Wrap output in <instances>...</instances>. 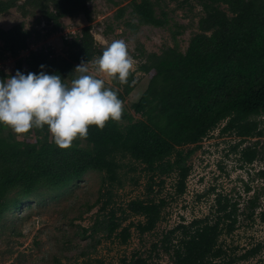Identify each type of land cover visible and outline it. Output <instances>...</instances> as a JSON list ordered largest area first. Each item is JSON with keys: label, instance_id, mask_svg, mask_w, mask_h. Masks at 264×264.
I'll list each match as a JSON object with an SVG mask.
<instances>
[{"label": "trees", "instance_id": "trees-1", "mask_svg": "<svg viewBox=\"0 0 264 264\" xmlns=\"http://www.w3.org/2000/svg\"><path fill=\"white\" fill-rule=\"evenodd\" d=\"M163 1L131 0L129 15L139 25L166 28L169 20L162 8ZM191 2L204 12L198 24L200 33L190 39L185 53L179 51L178 34L172 32L173 47L160 54H146L140 66L150 76L148 85L129 109L123 105L118 121L110 119L103 129L90 125L88 135L78 136L67 148L57 146L45 126L27 132L33 131L32 140H17L15 132L0 124V220L9 210L18 209L21 199L38 190H62L90 171L99 172L104 174L105 191H100L97 201L103 197L106 200L98 211H107L102 220H95L93 231L101 228L105 237L113 236L125 244L131 229L139 234L149 233L161 219L165 201L149 198L155 181L162 185L164 177L175 174L176 192L184 193L190 172L188 159L220 123L225 122L220 129L222 134L239 138L254 134L256 123L249 119L264 116V0H182L179 7ZM87 4L88 0H24L22 4L18 0H0V16L11 9L24 12L28 5L40 6L49 33H56L64 17L81 16L92 22ZM223 5L225 10L221 8ZM124 11V7L119 8L116 18H121ZM0 43L2 52L16 58L27 49V33L22 32L20 24L0 29ZM101 54L88 24L68 44L65 57H54L46 48H40L30 52L25 60H17L15 69L22 71L26 66V73L39 72L43 64L45 71L59 73L68 84L82 60L88 64ZM111 80L121 100L122 93H130L136 84L131 73L125 83ZM130 110L140 118L134 119ZM7 128L8 134L1 136ZM188 145L193 147L184 150ZM245 156L251 161L253 152H245ZM125 158L143 165L148 196L115 207L110 205L108 188L122 184L120 170ZM12 192L21 199L10 200ZM255 203L250 201L249 217L254 213ZM129 215L141 219L127 222ZM237 217L236 204L217 193L213 212L170 230L162 239L163 248L171 252L172 264H233L246 260L264 244L233 256L220 241L237 229ZM260 218L264 221V211ZM175 233L178 234L172 245L169 238ZM130 264L148 262L136 257Z\"/></svg>", "mask_w": 264, "mask_h": 264}, {"label": "rangeland", "instance_id": "rangeland-1", "mask_svg": "<svg viewBox=\"0 0 264 264\" xmlns=\"http://www.w3.org/2000/svg\"><path fill=\"white\" fill-rule=\"evenodd\" d=\"M130 1L88 0L92 22H86L81 16L64 17L61 19L62 27L56 33H49L50 28L44 22L40 6L28 5L24 12L20 9L9 10L0 16V29L8 30L20 24L22 32L27 33V50L20 51L13 58L1 51L0 43V74H15V62L25 60L30 52L40 48H46L54 57H65L68 44L89 24L96 47L101 52L116 39H123L127 44L133 61L130 73L136 82L130 93H122L123 105L129 109L140 98L150 79L140 66L146 54H160L173 47L172 32L178 34L176 42L179 51L185 53L190 39L200 33L198 24L204 16L201 7L194 2L179 7L182 0H164L162 8L167 12L168 27L143 26L129 15ZM23 2L18 0V4ZM121 7L125 11L117 19L116 12ZM221 8L226 9L224 5ZM98 58L87 64L88 70L104 79L106 86L113 89L111 77L96 70L95 61ZM22 72L26 74V66H23ZM79 74L77 71L75 77ZM129 113L134 119L140 118L131 110ZM249 120L255 122L257 127L251 137L222 134L220 129L225 124L222 122L199 143L187 161L190 172L184 193L176 192L175 174L164 177L162 185H157L156 180L149 198L165 201L161 219L149 233L139 234L131 229V236L125 244L119 243L113 236L105 237L101 228L93 231L96 228L95 220H102L107 211H98L106 200L103 197L97 201L100 191H105L103 173L90 171L62 190L41 189L24 199L12 192L8 198L21 199L22 205L6 212L0 220V264H130L136 257L146 259L148 264H172L171 252L163 248V237L179 224H188L211 214L217 193L226 196L237 206V229L220 239L227 252L240 256L257 244H264V221L260 218L264 211V116ZM8 131L7 128L1 136H6ZM47 132L51 138L48 128ZM15 137L17 140H32L33 131L16 134ZM192 147L185 146L184 150ZM245 152H253L251 161L246 159ZM122 165V184L108 188L111 193L110 205L115 207H124L129 200L148 196L143 165L130 158L122 160ZM252 200L256 201V205L249 217ZM140 219L129 215L127 222L136 223ZM176 234L169 238L172 245ZM233 264H264V246L254 256Z\"/></svg>", "mask_w": 264, "mask_h": 264}, {"label": "clouds", "instance_id": "clouds-1", "mask_svg": "<svg viewBox=\"0 0 264 264\" xmlns=\"http://www.w3.org/2000/svg\"><path fill=\"white\" fill-rule=\"evenodd\" d=\"M95 63L97 72L121 83L127 82L133 66L123 39L113 40ZM39 67V72L18 69L0 78V124L18 135L46 125L53 142L67 148L78 136H87L90 125L103 129L110 119L121 118L122 100L104 79L89 72L86 61L75 67L80 74L70 84L59 73L45 71L43 64Z\"/></svg>", "mask_w": 264, "mask_h": 264}, {"label": "built area", "instance_id": "built-area-1", "mask_svg": "<svg viewBox=\"0 0 264 264\" xmlns=\"http://www.w3.org/2000/svg\"><path fill=\"white\" fill-rule=\"evenodd\" d=\"M27 50V49H26Z\"/></svg>", "mask_w": 264, "mask_h": 264}]
</instances>
